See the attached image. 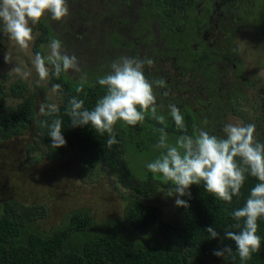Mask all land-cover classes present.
Returning <instances> with one entry per match:
<instances>
[{"label":"trees","instance_id":"trees-1","mask_svg":"<svg viewBox=\"0 0 264 264\" xmlns=\"http://www.w3.org/2000/svg\"><path fill=\"white\" fill-rule=\"evenodd\" d=\"M71 1L75 3V0ZM103 1L108 4L111 0ZM155 1L163 2L162 7L171 17L178 11L187 14L185 9L189 6V0ZM232 1L235 3L234 8L232 4H226L223 9H228L230 5L233 17L240 24L254 23L264 40V0ZM222 2L225 4V1ZM92 10V22L86 21L91 26L95 16V10L93 8ZM175 16L180 28L171 26L165 44L171 48L179 47L182 70L188 71V74L182 76H190L195 82L204 80V88L208 95L209 93L216 95L217 108L215 114H212L214 118L211 122L218 125L225 119V114L234 110L233 101L241 94L240 89L236 88L244 77L239 68L242 67L241 60L237 61L238 67L232 70L242 77L238 82L234 78V83L231 80L229 86L223 87L219 81L221 72L225 70L222 58L211 52L215 47L211 49L205 44L194 47L191 38L185 40V35L177 31L187 32L191 26L190 22L185 23L180 14ZM35 28L38 30V35L35 37L33 50L45 55L47 44L56 37V34L45 19H41L33 29ZM100 33H91L90 27L85 24L77 30V35L69 37L71 41H84L88 37L90 55H96L98 59L102 56L99 64L96 62L88 66L89 62L82 63V72L87 75V83L80 93L76 92L79 84L77 75L72 77L70 73H62L59 79L52 76L49 78L51 85L60 84L63 88V94L57 95L56 105L60 109L58 115L62 118V134L66 145L54 149L51 146L48 128H42L38 123V120H48L51 123L55 118L37 115L35 95L38 89L29 93L27 84L20 79L5 86L4 80L7 75L2 74H0V139H9L33 124L35 136L38 137L30 147H44L43 153L47 158L56 160L68 153H75L82 165L91 169L101 165L115 172L117 180L131 191L132 197L128 200L124 216L104 224L98 223L87 208H76L69 212L63 225L44 231L35 223L39 217L45 215V208L42 205L24 203L17 198L5 199L0 202V264H242L235 252L234 242L224 239L223 236L226 228L238 231L231 227L235 223L231 213L243 207L251 188L259 182L256 178L248 176L240 190V195L234 196L231 203L215 199L204 191L202 185L194 184L190 188L191 199L181 197L188 200V207L177 206L175 216L169 219L166 218L161 204L152 203L145 198L154 187V181L160 183L159 186L163 188L173 187L170 182H164L160 175L151 173L146 167L159 156L161 151L153 147L159 140L158 129H165L171 145H174L176 138L182 134L196 135L198 127L207 131L208 126L203 124L205 114L211 117V109L209 106L206 107L207 104L199 101L200 103L197 104L200 106L194 108L192 101L188 99L183 97L177 99L171 93L163 96L155 89L157 103L165 102L163 110L157 108L156 115L163 114L166 117L165 123H158L151 112L146 114L143 123L134 127L118 121L114 132L119 142L110 148L106 145L107 134L101 137L89 125L71 126L70 118L65 114L69 99L77 96L85 101L84 107L91 110L106 91L97 83V78L110 70L111 63L108 66L102 64L108 52L105 46L108 50H116L115 48L121 45L133 56L141 58L145 57V53H151L140 47V40L128 43L130 37L128 33L123 35L114 32L120 36V40H116L112 33H106L103 29ZM228 42L227 48L231 51L235 50L234 40ZM248 83L252 85L251 81ZM39 89L42 102L52 104L51 99L44 95L43 88ZM261 90L260 108L263 112L261 117L263 124L256 131L255 138L264 143V83ZM7 96L20 99L7 106L5 105ZM170 103L180 108L187 132L175 128L167 110V105ZM220 133L217 132L215 135ZM133 156L145 158L146 163H143L138 172L130 173L128 163ZM257 223L259 225L257 235L261 237V251L253 253L251 259L244 264H264V218L259 219ZM209 226L219 233L217 238H209L206 232ZM225 245L232 246L235 259L228 255L222 258L212 254L214 249L223 248Z\"/></svg>","mask_w":264,"mask_h":264},{"label":"clouds","instance_id":"clouds-1","mask_svg":"<svg viewBox=\"0 0 264 264\" xmlns=\"http://www.w3.org/2000/svg\"><path fill=\"white\" fill-rule=\"evenodd\" d=\"M45 16L55 22L66 20L70 16L68 0H0V34L21 50H26L34 39L33 27ZM47 48V55L37 52L34 56L37 85L47 82L50 76L59 79L62 73H72L78 76L76 92L80 93L87 83V75L82 72L78 57L68 54L62 40L56 37L51 39ZM3 60L5 64L13 62L7 52ZM153 66L154 60L148 57L120 56L112 60L110 70L97 78V83L106 91L91 110L84 107L83 99L77 96L69 99L65 114L70 118L71 126L89 125L99 136L107 134L106 145L110 148L119 142L114 132L118 121L134 127L143 123L146 114L151 112L158 123L164 124L166 117L156 115L157 108L163 110L164 105L157 103L155 89L166 88V82L164 79L149 80L144 74L146 67ZM12 70L21 78L29 75L17 65ZM52 92L62 95L63 88L60 84H53ZM162 95L168 96L169 92L164 91ZM167 110L175 128L187 132L180 108L170 103ZM59 111L56 104L41 103L37 112L38 116L55 117L51 123L38 120L42 128H48L54 149L66 145ZM203 124H207L206 119ZM255 127L252 123L227 122L220 130L222 135L210 134L198 127L196 135L182 134L174 145L169 144L167 132L160 128L159 140L153 146L161 150L160 154L146 165L148 171L159 174L164 182L173 185L168 196H175V205L184 208L188 207V200L181 197L191 199L190 188L194 184L202 185L204 191L215 199L231 203L234 196L240 195L248 176L259 181L251 188L243 207L231 213L235 221L231 227L238 231L224 230L223 238L234 242L242 264L250 260L253 253L261 251L257 222L264 218V143L255 138ZM206 232L212 239L219 236L211 226ZM212 254L235 259L230 245L214 249Z\"/></svg>","mask_w":264,"mask_h":264},{"label":"rangeland","instance_id":"rangeland-1","mask_svg":"<svg viewBox=\"0 0 264 264\" xmlns=\"http://www.w3.org/2000/svg\"><path fill=\"white\" fill-rule=\"evenodd\" d=\"M68 5L70 16L63 22L50 21L47 16L42 19L50 24L56 38L62 40L67 53L75 54L78 57L81 69L82 63L89 62L87 65H94L97 62L99 64L102 56H99L98 59L96 55H90V39L88 37L84 41H71L69 37H74V34L77 35V30L85 24L90 27L91 33L99 34L103 25L91 26L86 21L92 22V8L96 14L100 9L104 12L105 8L102 7H107V3L103 0H75V3L68 0ZM119 30L124 34L128 33L121 28ZM37 35L38 30L35 28L33 29L34 39L30 42L29 48L21 50L14 42L0 34V74L7 75L6 80H4L5 86H9L11 82L20 79L27 84L29 93L38 89L35 95V109L38 112L39 105L43 103L39 88H43L44 95L51 99L52 104H56L58 99L57 95L52 92L49 79L47 82H40L39 85L36 83L38 76L33 65L36 54L33 50V44ZM113 37L120 40V36L117 34H113ZM130 39L132 41L139 40L135 37H129L128 43H130ZM155 40L158 39L155 38ZM234 43L235 51H231L227 47L223 48L224 51L235 52L236 57L229 54L231 55L230 59H225V62L222 63L225 71L221 72L219 82L223 87H226L229 86L231 80L233 83L235 82L234 78L238 82L242 75L244 77L236 87L240 89L241 94L233 101L234 110L225 114L223 122L221 121L218 125L213 121L211 122V119L214 118L212 114L214 115L216 112L217 100H215L216 95L210 93L208 95L204 88V80L195 82L190 76L180 75L179 85L175 86L171 93L177 99L183 97L190 102L192 101L194 108L200 106L197 104L199 101L207 104L206 107H210L211 117L205 114L203 119L207 120V124L204 126H208L207 131L210 134L221 132L223 124L227 122L240 121L244 124H255V133L263 124L260 100L261 87L264 83V40L258 30L246 26L238 31ZM161 45L162 42L159 40L158 46ZM72 47L74 49H71ZM106 47L107 57L102 60V64L105 66L120 56H133L126 47H121V45L115 48L116 50H108ZM99 49L98 45V53ZM6 52L12 56V63H4L3 57ZM47 52L48 48L45 50V55ZM216 54L222 55L220 49ZM238 59H241V77L232 70L233 63H236ZM15 65L19 66L22 72H28V77L21 78L17 75L12 70ZM70 75L74 77L77 74L70 73ZM248 81H251L252 85ZM222 86L221 88H223ZM156 90L159 91V89ZM19 99L7 96L5 97V105L14 104ZM162 104L165 105V102ZM36 137L38 136H35L34 125L30 124L22 133L9 139H0V202L5 199L17 198L24 203L42 205L45 208V215L39 217L35 223L39 229L44 231L63 225L70 211L82 207L90 210L98 223L107 224L110 220L123 218L128 200L132 196L130 195L131 191L117 180L115 172H111L101 165L92 169L82 165L75 153H68L56 160L47 158L43 153L44 147H30ZM143 163H146L145 158L133 156L128 163L129 172H138ZM159 184L154 181V187L145 198L152 203L161 204L166 218L169 219L175 216L177 210L174 203L175 196H168L170 188H163Z\"/></svg>","mask_w":264,"mask_h":264},{"label":"flooded vegetation","instance_id":"flooded-vegetation-1","mask_svg":"<svg viewBox=\"0 0 264 264\" xmlns=\"http://www.w3.org/2000/svg\"><path fill=\"white\" fill-rule=\"evenodd\" d=\"M219 1L189 0V6L185 9L187 14H182L178 11L175 15L180 14L185 23L189 21L191 24L187 32L177 30L185 35V40L191 38L194 47L203 46L204 44L209 45L211 49L215 47L211 51L215 56L220 49L222 55L217 56L218 58H222V62H225V59H230L231 55L229 54L233 53L224 51L223 48L227 47L229 40L235 39L241 28L246 26L252 27L258 30L259 33L260 30L253 25L254 23L249 22L247 25L244 23L240 24L233 17L230 5L228 9H223V6L226 4H232L234 8V1ZM222 1H225V4ZM107 5V7H102L105 8L104 12H102V9L97 14L95 12L93 25L102 24L104 32L112 34L119 32L124 35L119 28L126 32L130 31L128 36L139 39L141 42L140 47L143 50L151 51V53H145V57L153 59L154 66L145 68V76L149 80L164 79L167 87L159 88V92L163 93L166 90L172 93L175 86L179 85L180 75L188 74V71L184 72L182 70L179 47L171 48L165 44L168 41L166 37L169 34L171 26L176 29L180 28L176 16H169L170 14L162 7L163 2L155 0H111ZM155 38L158 40H155ZM159 40L162 42L161 46H158ZM220 41L222 42L220 43ZM130 42H132L131 39ZM233 56L236 57V53ZM184 66L186 65L184 64ZM237 67V62H234L232 69H236ZM239 68L241 69L240 66Z\"/></svg>","mask_w":264,"mask_h":264}]
</instances>
